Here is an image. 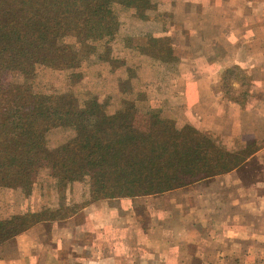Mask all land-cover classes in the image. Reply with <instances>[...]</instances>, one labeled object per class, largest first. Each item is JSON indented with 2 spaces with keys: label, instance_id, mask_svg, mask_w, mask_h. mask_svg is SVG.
<instances>
[{
  "label": "trees",
  "instance_id": "trees-1",
  "mask_svg": "<svg viewBox=\"0 0 264 264\" xmlns=\"http://www.w3.org/2000/svg\"><path fill=\"white\" fill-rule=\"evenodd\" d=\"M156 6L152 0H0V190L30 199L46 173L59 202L58 208L43 205L0 220V247L40 222L66 220L94 202L161 195L242 164L213 135L190 125L178 129L162 108L125 100L109 113L97 95L76 91L94 57L113 71L128 67L122 91L131 90L132 69L125 59L112 58L109 45L121 28L117 9L147 21ZM134 40H127L129 48L163 64L176 61L170 37H151L138 46ZM46 69L67 74V90L35 92L34 79ZM55 128L76 135L51 149L48 134ZM74 185H81L80 200L69 192Z\"/></svg>",
  "mask_w": 264,
  "mask_h": 264
},
{
  "label": "rangeland",
  "instance_id": "rangeland-1",
  "mask_svg": "<svg viewBox=\"0 0 264 264\" xmlns=\"http://www.w3.org/2000/svg\"><path fill=\"white\" fill-rule=\"evenodd\" d=\"M152 2L156 3L157 6L154 12H150L151 18L147 21L136 18L133 10L123 11L121 8L117 9L121 28L118 36L109 45L112 49V58L118 60L125 59L127 66L132 69L131 90L127 93L122 91L129 74L126 71V69H129L128 67H120V69L113 71L112 66L104 62H98V58L94 57L89 65L85 66L86 70L83 71L84 80L80 87H76V91H80L87 96L91 94L97 95L100 101L105 103L109 113L117 112L125 100H137V104L140 107L157 106L158 109L162 108L164 117L176 120V127L183 129L186 126L184 125L185 122L189 121L188 106L194 98V96H191V93L192 89L195 88L194 86L188 88L183 79L186 76V69H188L187 73L192 71L191 66L193 64L190 54L196 50L194 43L199 39H204V35L207 32H209L207 36L216 34L210 32L212 27H215L216 19H212L211 21L208 17L205 20H200L197 14H192L193 12H198L197 6L202 0H152ZM155 18L157 19L155 20ZM134 37L135 40L132 43L137 44L136 46L143 45L144 39L151 37H170L169 45L172 47V53L176 61L173 64H163L152 59L153 55L148 52H146L148 54H145L138 52L135 48H129L127 40ZM99 51L102 52V46L99 47ZM68 85L69 79L67 74L51 72L48 69L41 70L34 79V91L37 93L51 94L62 92L67 90ZM186 92L189 94L187 95ZM140 95H145V102L140 103L142 99ZM243 100L244 98L242 97L241 101ZM179 124L184 126H178ZM75 135L76 133L72 129H52L48 134L49 147L51 149L57 148L73 139ZM212 137L223 149L230 146L228 145L229 141L222 138V136L214 134ZM257 143L258 141L250 143L247 150H254ZM234 146L236 147V145ZM45 175L46 173L41 175L38 181V191L30 199H25L23 194L18 191L0 190V220L25 212L30 210V208L40 211L43 205L49 209L58 208V194L54 183L52 180H50L51 183L46 182L44 180ZM214 178L208 179L199 185L194 184L196 186L192 185L194 187L189 186L188 188L155 195L152 198L150 196L126 198L132 199L133 202L121 204L117 212L124 221L123 223H126L125 225L129 227L126 229L123 226L122 231L117 237L118 243L116 249L118 250V247L120 249V246L128 245L129 240L136 233H143L144 235L150 233L152 236L159 231L169 233L170 235L175 233V236L186 233L187 236L195 237V240L201 239L199 248H196V246L193 248V245H190L185 249L182 246L184 245L182 241H176L172 249V254L174 255L172 258L176 259V255L180 254L182 250L184 252V249L186 252H192L194 249L200 250V264L236 263L240 261V256H242L243 262L264 264V215H257L256 209H253L251 212V209L248 208L243 213L238 212L236 215L234 214L233 221L224 223L226 216L224 215V207L221 204L224 203L225 193L217 189L218 183H216L217 180H213ZM248 178L250 180V177ZM209 188H212V192ZM70 190L69 192H73V195H75V201L81 199V197L78 198L82 190L81 185L71 186ZM40 193L46 194L47 197L44 198ZM248 195L251 199L256 193H249ZM209 197L215 200L217 198V208L209 209ZM227 197L229 195H226ZM66 201L68 203V200L65 199V206ZM103 201L111 200L97 201L78 209L76 214L79 215L81 213L80 217L82 215L85 216L73 223L66 224L64 222L65 219L54 222H40L28 230H32V232L36 231L35 234L37 235V241H39L38 248L40 249L39 253L42 264H82L85 262L83 260L84 257H82L84 253L87 251L90 254L97 252L98 247L95 248V245L101 242V240H98V236L101 234L96 233V226L98 225L95 218L98 214L95 212L92 214L87 212L86 214L83 210ZM193 203L195 205L191 207ZM129 205L132 206L134 211L130 212L131 209L127 213L125 207ZM165 208H169V212ZM103 211L105 212V210ZM192 211L196 215L195 220H202L206 225L205 227L202 226V231L197 225L195 226V230H192L191 227L188 229V226H191V224H186V221L191 219L190 214H192ZM99 214L103 215L101 211ZM131 214L138 216L137 220L139 219L142 222L138 223V225L133 224ZM126 215L128 216L125 217ZM209 215L211 216L209 218H212L213 222L217 221L216 225H213L211 229H208ZM71 217H68V219ZM240 217L245 219L243 224L240 222ZM128 221L131 223L128 224ZM87 225H89L88 229L86 228ZM240 233L250 235L247 241H243L245 248H248L246 250L250 251L248 256L240 255L235 251L240 246L238 242L240 240L231 239V237H235ZM104 234L107 237V232ZM255 234L260 235L259 241L251 238ZM225 235L230 240L225 238ZM34 241L36 242V240ZM34 241L30 242V244H33ZM138 241L140 242L138 239L133 240L134 247H138ZM139 248H133L132 250L136 253V249ZM108 249L110 252H113L114 248L111 245ZM92 250L95 251L92 252ZM121 250L124 253L130 252L127 247ZM256 250L258 251L257 254L255 253ZM92 259V256H88L86 262ZM119 262L121 261L119 260ZM1 263L4 264L5 261L2 260L0 261ZM185 263L192 264L190 258ZM195 264L198 263L195 261Z\"/></svg>",
  "mask_w": 264,
  "mask_h": 264
},
{
  "label": "crops",
  "instance_id": "crops-1",
  "mask_svg": "<svg viewBox=\"0 0 264 264\" xmlns=\"http://www.w3.org/2000/svg\"><path fill=\"white\" fill-rule=\"evenodd\" d=\"M197 7L198 12L192 14H197L200 20H205L208 17L211 21L216 19L215 27H212L210 31L216 34L207 36L209 33L207 32L204 39H199L194 43L196 50L190 54L193 64L191 66L192 71L187 73L188 69H186V76L183 79L188 88L193 86L195 88L192 89L191 93L194 98L188 106L189 121H186L184 125H190L208 136L214 134L222 136L229 141L228 145H230L224 150L229 155H237L243 159L238 168L213 179L217 180V189L225 193L224 203L221 204L227 219L224 223L233 221L234 214L243 213L248 208L251 209V212L256 209L257 215L263 216L264 0H202ZM186 94L189 93L186 92ZM242 97L244 98L243 101H241ZM184 125L179 124L178 126ZM254 141H258L256 148L248 151V145ZM209 190L212 192V188ZM249 193H256V195L250 199ZM226 195L229 197L226 198ZM208 200L209 209L217 208V198L215 200L209 197ZM125 202L131 203L133 200L103 201L83 210L86 214L87 212L98 214L95 218L98 225L96 226V233L102 236H98V240L101 242L95 245V248L98 247L99 250L97 248L95 253L90 254L88 251L84 253L82 257H84L85 262L82 264H186L185 262L189 258L192 264H195V261L200 264V250L193 249L192 252H186L185 249L190 245H193V248L195 246L199 248L201 239L195 240V237L187 236L186 233L175 236V233L170 235L159 231L152 236L150 233L144 235L138 232L139 234L136 233L131 237L128 245L120 246V249L127 247L130 252L124 253L123 250L120 251L119 247L117 250L118 235L123 226L126 229L129 227L123 223L124 221L117 212L118 207ZM194 205L195 203L191 207ZM125 208L128 213L132 206L129 205ZM165 209L169 210V208ZM100 211L103 215L99 214ZM133 211L134 209L130 212ZM80 214H76L64 222L66 224L73 223L85 216L80 217ZM204 214L206 213L204 212ZM190 215V221H186V224H191L188 229L191 227L192 230H195L197 225L202 231V226H206L204 222L195 220L194 211ZM130 216H132L133 224L138 225L142 222L137 220L138 216L135 214ZM209 217L211 216L209 215ZM167 218L169 219V217ZM133 219L135 220L133 221ZM244 221L245 219L240 217L241 224ZM130 223L128 221V224ZM216 223L217 221L213 222L212 218H209L208 229H211ZM86 228L88 229L89 225ZM105 232H107V237L104 236ZM35 233L36 231L32 232V230L25 232L15 237L13 241L1 246L0 256L2 257L0 261L4 260L6 264H42L40 249L38 248L39 241H37ZM249 236L240 233L231 237V239L240 240L238 241L240 243L239 249L235 250L238 254L244 256L250 254L243 242L244 240L247 241ZM134 237L140 240L137 243L138 247L133 246ZM225 238L229 239L227 235ZM251 238L259 241L261 237L259 234H255ZM33 241L34 243L30 244ZM176 241H182L184 243L182 246L185 249L184 252L182 250L180 254H177L175 259L172 258L174 256L172 249ZM122 244L124 245V243ZM111 245L114 248L113 252L108 249ZM133 248L139 249H136V253H134ZM105 250L106 252H104ZM255 253L257 254L258 251L256 250ZM10 255L11 257H9ZM122 255L123 257H121ZM86 256H92L93 259L86 262ZM241 257L240 261L230 264H249L243 262Z\"/></svg>",
  "mask_w": 264,
  "mask_h": 264
}]
</instances>
